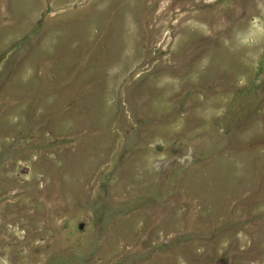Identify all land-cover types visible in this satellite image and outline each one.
I'll return each mask as SVG.
<instances>
[{
    "label": "rangeland",
    "instance_id": "rangeland-1",
    "mask_svg": "<svg viewBox=\"0 0 264 264\" xmlns=\"http://www.w3.org/2000/svg\"><path fill=\"white\" fill-rule=\"evenodd\" d=\"M0 264H264V0H0Z\"/></svg>",
    "mask_w": 264,
    "mask_h": 264
}]
</instances>
